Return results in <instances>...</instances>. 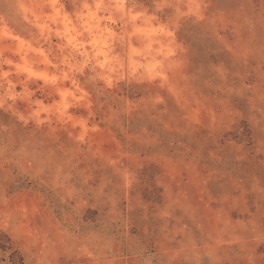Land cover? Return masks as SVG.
<instances>
[{"label":"rangeland","instance_id":"rangeland-1","mask_svg":"<svg viewBox=\"0 0 264 264\" xmlns=\"http://www.w3.org/2000/svg\"><path fill=\"white\" fill-rule=\"evenodd\" d=\"M54 3L0 0V264H264V0H135L159 66L67 108Z\"/></svg>","mask_w":264,"mask_h":264},{"label":"clouds","instance_id":"clouds-1","mask_svg":"<svg viewBox=\"0 0 264 264\" xmlns=\"http://www.w3.org/2000/svg\"><path fill=\"white\" fill-rule=\"evenodd\" d=\"M71 11L61 0H55L54 14L49 17L57 29L49 31L62 41L58 45L56 74L41 75L46 84L70 81L71 90L61 91V104L69 106L85 83H102L111 88L124 80L138 79L144 72L158 67L161 55L160 37L169 35L152 27L155 17L138 11L135 0H67ZM35 75V74H33ZM39 103V102H37Z\"/></svg>","mask_w":264,"mask_h":264}]
</instances>
